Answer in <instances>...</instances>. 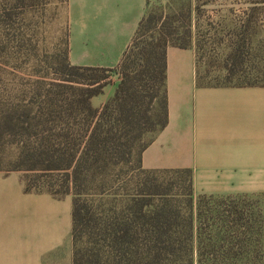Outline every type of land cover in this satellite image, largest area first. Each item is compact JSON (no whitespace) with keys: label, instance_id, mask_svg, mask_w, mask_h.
Returning <instances> with one entry per match:
<instances>
[{"label":"trees","instance_id":"1","mask_svg":"<svg viewBox=\"0 0 264 264\" xmlns=\"http://www.w3.org/2000/svg\"><path fill=\"white\" fill-rule=\"evenodd\" d=\"M241 1L242 36L250 41L256 18L264 23V0ZM44 5L5 0L0 56L20 16ZM193 12L190 3L179 30L166 33L149 34L144 17L112 69L72 66L69 27L63 57L18 84L3 85L0 63V172L20 173L25 193L72 197L73 264H262L260 198L196 195L191 170L142 167L143 152L168 123L166 51L190 48ZM244 39L229 44L224 68L229 79L254 80L198 79L199 87H264V66L247 62ZM107 87L113 96L93 106Z\"/></svg>","mask_w":264,"mask_h":264},{"label":"crops","instance_id":"2","mask_svg":"<svg viewBox=\"0 0 264 264\" xmlns=\"http://www.w3.org/2000/svg\"><path fill=\"white\" fill-rule=\"evenodd\" d=\"M148 1L69 0L70 64L117 67ZM198 79L194 44L168 47V123L143 152V169H189L196 195L255 196L264 209V87ZM0 264H73L72 197L25 193L20 173L0 172Z\"/></svg>","mask_w":264,"mask_h":264},{"label":"rangeland","instance_id":"3","mask_svg":"<svg viewBox=\"0 0 264 264\" xmlns=\"http://www.w3.org/2000/svg\"><path fill=\"white\" fill-rule=\"evenodd\" d=\"M66 0H45L44 7L34 10L24 17L20 16L19 30L9 36L10 43L2 56L3 85L14 80L18 84L20 78H29L36 70H43L63 57L68 35V13ZM207 0H149L145 14V23H149L151 32L166 33L172 28L179 30V15L191 3L194 8L191 27V44L197 52L199 82L206 85L241 84L247 82L246 75L237 74L230 79L225 71L229 44L235 40L246 38L242 33L244 16L241 0H208L209 6L203 7ZM5 0H0V8ZM200 6L199 11L196 7ZM255 27L247 44V62L254 66H264V23ZM21 34V35H20ZM241 42V41H240ZM1 50V41H0ZM30 60L23 64L25 55ZM18 66V67H17ZM12 73V74H11ZM14 74V75H13ZM253 78V77H249ZM113 89L107 87L104 93L93 99L92 104L99 107L113 96ZM14 150H7L8 159L13 158ZM6 170V167H3ZM261 201V200H260ZM262 232V264H264V209Z\"/></svg>","mask_w":264,"mask_h":264}]
</instances>
